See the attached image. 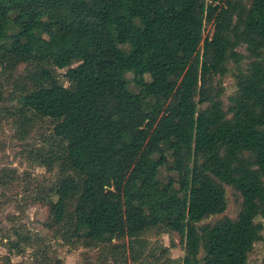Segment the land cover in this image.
<instances>
[{
  "label": "trees",
  "instance_id": "obj_1",
  "mask_svg": "<svg viewBox=\"0 0 264 264\" xmlns=\"http://www.w3.org/2000/svg\"><path fill=\"white\" fill-rule=\"evenodd\" d=\"M241 45L251 61L225 108L213 78ZM0 49L66 68L70 87L43 68L19 103L57 121L83 177L59 182L80 191L75 233L100 242L160 224L184 241L182 264H249L264 216V0H0ZM165 150L177 188L157 178ZM224 185L242 198L238 215L197 226L225 210ZM55 195L50 225L64 218Z\"/></svg>",
  "mask_w": 264,
  "mask_h": 264
},
{
  "label": "rangeland",
  "instance_id": "obj_2",
  "mask_svg": "<svg viewBox=\"0 0 264 264\" xmlns=\"http://www.w3.org/2000/svg\"><path fill=\"white\" fill-rule=\"evenodd\" d=\"M212 33V23L204 21L202 38ZM237 50L244 57L239 62L229 60L227 72L213 78L225 108L236 93V76L245 73L251 61L244 45ZM43 68L51 70L58 83L70 87L66 68L58 69L50 60L22 61L0 49V264H182L184 241L160 224L133 238L107 237L100 242L74 232V208L80 191L65 195L59 182L74 179L81 187L83 177L68 163L64 139L54 134L57 121L19 103L20 96L43 85ZM125 76L129 88L138 92L130 82L132 74ZM145 78L150 79L148 75ZM165 154L169 165L160 166L157 178L162 183L173 179L177 188L178 174L169 167L173 158L169 151ZM224 190L225 210L202 219L197 226L223 217L236 218L242 198L229 185H224ZM55 192L66 197L64 218L50 225L49 208L57 200ZM254 221L263 226L261 240L254 243L247 261L264 264V216L258 215ZM27 235L31 238H25ZM203 256L201 251L199 259Z\"/></svg>",
  "mask_w": 264,
  "mask_h": 264
}]
</instances>
